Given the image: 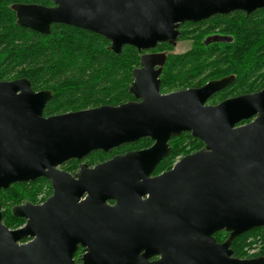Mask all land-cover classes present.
<instances>
[{
    "label": "water",
    "instance_id": "1",
    "mask_svg": "<svg viewBox=\"0 0 264 264\" xmlns=\"http://www.w3.org/2000/svg\"><path fill=\"white\" fill-rule=\"evenodd\" d=\"M47 1L52 6L13 5L16 24L42 35L52 24L86 30L116 55L124 46L173 45L185 22L264 10V0ZM164 62L140 57L128 90L133 101L50 117L43 109L51 91H33L26 78L0 81V190L39 178L51 186L42 204L12 208L25 221L18 229H8L0 211V264H75L78 248L81 264H264V255L238 259L230 249L264 227V88L217 105L207 100L232 77L162 95ZM182 133L203 148L152 176ZM143 138L149 148L91 169L82 164L74 176L60 169ZM218 232L228 234L222 243Z\"/></svg>",
    "mask_w": 264,
    "mask_h": 264
},
{
    "label": "trees",
    "instance_id": "2",
    "mask_svg": "<svg viewBox=\"0 0 264 264\" xmlns=\"http://www.w3.org/2000/svg\"><path fill=\"white\" fill-rule=\"evenodd\" d=\"M15 4L50 7L52 3L47 0H0V81L26 78L33 91H51L53 96L43 109V117L101 106H119L134 100L128 90L132 83V72L140 67V57L144 52L124 46L121 53L116 55L109 50L110 44L103 37L60 24H52L48 35L31 32L16 24L12 11ZM208 24L219 29L221 34L231 36L232 42L208 45L195 42L186 53L169 58L165 54L159 77L160 93L197 88L207 81L227 76L233 77L231 85L213 96L209 104H217V99L222 101L260 91L264 87V10L248 15L241 11L216 15L195 26L202 29ZM172 64L175 79L165 81L166 69ZM168 144L171 151L158 164L153 175L169 170L177 160L203 147L189 133L170 139ZM151 145L150 139L143 138L107 153L94 151L82 162L92 166ZM79 163L70 160L61 169L73 173ZM45 186L48 192L43 202L51 195V187L42 178L0 190L2 223L11 230L22 227L25 221L14 217L11 209L25 203L36 204L35 197ZM227 237L225 232L214 235L216 242H223ZM230 249L233 257L238 259L263 256L264 227L238 236ZM81 254L82 250L79 249L74 256L75 264H81Z\"/></svg>",
    "mask_w": 264,
    "mask_h": 264
},
{
    "label": "rangeland",
    "instance_id": "3",
    "mask_svg": "<svg viewBox=\"0 0 264 264\" xmlns=\"http://www.w3.org/2000/svg\"><path fill=\"white\" fill-rule=\"evenodd\" d=\"M218 33H221L220 30L219 29H215L214 27H212L211 24L210 25L208 24L206 26V28H202V29H198V27H196V28H186L183 31L181 37L179 38V41L176 44L168 45L167 47H165L164 51L162 50L161 47H158V48H156L153 51H150L148 53L157 54V53H160V52H162V53L165 52L167 58L172 57V56L181 55L183 53H186V52L190 51L193 48V46L195 45V42L203 43L204 40L208 36H211L212 34H218ZM173 67L174 66L172 64L169 69L168 68L166 69V73H165V76H164L165 81L166 80L167 81L168 80L172 81L173 79H175V77H173L174 76V74H173L174 72H172L173 71ZM47 192H48L47 187L46 186L43 187L41 192L35 197L36 204L41 203L43 198L46 196ZM32 197H34V196H32Z\"/></svg>",
    "mask_w": 264,
    "mask_h": 264
},
{
    "label": "flooded vegetation",
    "instance_id": "4",
    "mask_svg": "<svg viewBox=\"0 0 264 264\" xmlns=\"http://www.w3.org/2000/svg\"><path fill=\"white\" fill-rule=\"evenodd\" d=\"M199 23H202V21L201 22H197V23H192V22H185V23H182V24H180L179 26H178V28H177V31L179 32V35H178V37H177V39H176V41H175V43L174 44H176L178 41H179V38L181 37V35H182V33H183V31L186 29V28H196L197 26H195V24H197L198 26H199ZM192 25H193V27H192ZM230 42H232V37L231 36H229V35H224V34H221V33H218V34H212L211 36H208L205 40H204V44L205 45H208V44H211V43H230ZM160 45V46H159ZM168 45H170V44H168V43H160V44H157L156 45V47L154 48V49H156V48H158L157 46H159V47H161L162 48V50L164 51V49H165V47H167ZM154 49H151V50H148V51H146V52H144L145 54H155V53H148V52H150V51H153ZM155 55H160V56H163L164 57V59H165V52L164 53H162V52H160V53H157V54H155ZM157 68V67H156ZM161 74V73H160ZM160 77V76H159ZM228 77H232V76H227V77H223V78H228ZM223 78H221V79H223ZM217 80H220V79H217ZM217 80H211V81H217ZM211 81H207L206 83H208V82H211ZM232 81H233V77H232ZM232 81L225 87V88H223L222 90H224V89H226L227 87H229L230 85H231V83H232ZM205 83V84H206ZM205 84H203V85H205ZM202 85V86H203ZM202 86H200V87H202ZM160 88V87H159ZM197 88H199V87H197ZM264 88V87H263ZM262 88V89H263ZM189 89H194V88H189ZM261 89V90H262ZM185 90H188V89H185ZM222 90H220V91H218V92H216V93H214L208 100H207V104L208 105H212V104H209L208 102H209V100L213 97V96H215V95H217L218 93H220ZM260 90V91H261ZM159 91H160V89H159ZM179 91H183V90H179ZM260 91H258V92H260ZM174 92H178V91H173V92H169V93H160V94H162V95H167V94H171V93H174ZM258 92H254V93H258ZM254 93H250V94H254ZM250 94H243V95H239V96H235V97H228V98H226V99H223L222 101H218V99L217 100H215V102H217V104H219V103H221V102H223V101H226V100H230V99H233V98H237V97H240V96H244V95H250ZM217 104H215V105H217ZM244 122H246V123H248V122H250V120L249 121H244ZM246 123H241V124H239V125H243V124H246ZM203 148V147H202ZM130 152V151H129ZM128 153V152H127ZM126 154V153H125ZM123 155V154H122ZM85 159V158H84ZM83 159V160H84ZM83 160H81V161H79L80 163H79V165H78V167H77V169L73 172V173H68V172H66V171H64V170H62L61 169V167H60V169L62 170V171H64V172H66V173H68V174H70L71 176H74L75 174H77L78 172H79V166L80 165H82V164H84V165H86L89 169H91V168H93V167H95V166H97L98 164H101V163H103V162H99V163H97V164H95V165H92V166H89V165H87L86 163H84V162H82ZM109 160V159H108ZM108 160H106V161H108ZM70 161V160H69ZM78 161V160H77ZM106 161H104V162H106ZM178 161V160H177ZM176 161V162H177ZM68 162V161H67ZM175 162V163H176ZM66 163V162H65ZM174 163V164H175ZM173 164V165H174ZM173 165H172V167H173ZM62 166V165H61ZM171 167V168H172ZM170 168V169H171ZM169 169V170H170ZM169 170H167V171H169ZM155 171V170H154ZM167 171H164V172H167ZM163 173V172H162ZM161 174V173H160ZM159 175V174H158ZM152 176H157V175H153L152 174ZM49 183V182H48ZM49 186H50V184H49ZM51 187V186H50ZM50 197V196H49ZM48 197V198H49ZM82 200H83V198H82ZM44 202V201H43ZM43 202H41V203H39V204H33V205H40V204H42ZM108 204L109 205H113L114 204V202H112V201H109L108 202ZM21 205H23V204H21ZM224 242V241H223ZM218 243H222V242H218ZM79 249H81V248H78L77 249V251L79 250ZM82 250V249H81ZM77 251H76V253H77ZM75 253V254H76ZM75 254H74V256H75ZM82 254H83V250H82ZM82 254H81V256H82ZM74 256H73V260H74ZM81 258V257H80ZM156 258H153L152 260H155Z\"/></svg>",
    "mask_w": 264,
    "mask_h": 264
}]
</instances>
